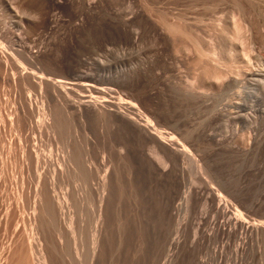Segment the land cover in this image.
<instances>
[{
	"label": "rangeland",
	"instance_id": "obj_1",
	"mask_svg": "<svg viewBox=\"0 0 264 264\" xmlns=\"http://www.w3.org/2000/svg\"><path fill=\"white\" fill-rule=\"evenodd\" d=\"M87 2L0 0V264H264V0Z\"/></svg>",
	"mask_w": 264,
	"mask_h": 264
},
{
	"label": "bare ground",
	"instance_id": "obj_2",
	"mask_svg": "<svg viewBox=\"0 0 264 264\" xmlns=\"http://www.w3.org/2000/svg\"><path fill=\"white\" fill-rule=\"evenodd\" d=\"M95 3H96V0H88L87 4L85 3V7L86 8H92L95 5ZM246 17H247V14H246ZM235 18H234V21H235ZM45 20H48V18H45ZM236 22H238V21H236ZM238 24L240 25V23H238ZM237 30L239 31V30H241V28L237 29ZM259 70H257V71H259ZM254 76L259 77V78H260V76H262V78H264V69H261L260 72H256L254 74ZM222 78H224V76ZM56 84L63 86L66 83L63 79L59 78L58 80H56ZM67 84H69V83H67ZM70 84H72V86L76 85V83L73 81ZM83 86L85 89H89L93 85L91 83H84ZM126 104L135 110H137V108H138V105L131 100L126 101ZM140 116H141V118H143L142 120L145 121V123H144L145 129L153 130V131L156 130L159 133L158 134L159 138H161L164 142L168 143L169 145H177V147L180 146V149H179L180 152L194 157L193 156L194 154H192L191 149L186 144L182 143L176 136L170 135V134L168 136H165L164 131H161L158 128H156L155 124L153 123L154 121H152L150 119V117L142 115V114H140ZM155 134H156V132H155ZM210 187H211V188H209L210 194H209V196L207 195V202L209 203V209L214 213V215L216 217V221H215L216 233L215 234H216V236H220V235L226 236L229 240L226 242V244H228L234 240L236 241V239H237L238 242L236 245L235 244L234 245L236 246L237 251L239 252V249H242V248L244 249V247L248 244V234L249 233H251V235L254 234L255 226L253 224H251L248 220H246V218L244 217V214L242 213V211L239 208L232 209V207H230L231 205L229 203V200L226 198V196L219 189L215 188L214 186H210ZM223 245H224V243H223ZM230 245H231V243H230ZM216 253H218V252H216Z\"/></svg>",
	"mask_w": 264,
	"mask_h": 264
}]
</instances>
